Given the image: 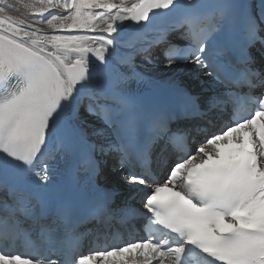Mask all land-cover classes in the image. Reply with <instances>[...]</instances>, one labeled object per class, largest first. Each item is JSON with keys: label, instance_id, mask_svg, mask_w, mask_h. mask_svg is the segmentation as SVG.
Instances as JSON below:
<instances>
[{"label": "snow or ice", "instance_id": "obj_1", "mask_svg": "<svg viewBox=\"0 0 264 264\" xmlns=\"http://www.w3.org/2000/svg\"><path fill=\"white\" fill-rule=\"evenodd\" d=\"M20 2L35 12L20 13L8 0L0 6V264H69L52 259L55 252L28 257L4 245L31 238V220L39 226L38 240L60 241L74 254L73 221L81 212L108 211L98 182L86 199L76 191L53 195L48 181L56 157L70 162L74 189L81 172L98 178L107 159L115 158L124 179L145 189L143 211L161 234L80 254L71 264L101 258L109 264H185L192 252L205 264H264V0L255 15L246 0L217 3L206 28L191 13L178 17L174 27L189 26L178 37L188 47L164 48L165 66L190 63L229 91L201 98L177 87L166 108L129 88L121 65L142 75L131 57L112 60L118 42L112 34L125 22L150 24L158 12L178 9V0H137L130 7L124 0ZM41 22L52 34L37 27ZM165 41L161 35L136 54L151 62V49ZM241 86L260 90L256 109L185 151L181 133L198 128L196 117L208 116ZM181 117L183 126L173 131L170 123ZM170 142L183 155L153 180V155L166 152Z\"/></svg>", "mask_w": 264, "mask_h": 264}, {"label": "bare ground", "instance_id": "obj_2", "mask_svg": "<svg viewBox=\"0 0 264 264\" xmlns=\"http://www.w3.org/2000/svg\"><path fill=\"white\" fill-rule=\"evenodd\" d=\"M4 1L0 0V6L3 5ZM115 2L119 3L120 0H115ZM137 2V0H124L125 6L130 7L132 3ZM14 7V6H13ZM17 8V7H14ZM20 13L24 14H31L33 12L31 11H25L23 9H20ZM20 13L17 12H11V15H19ZM20 18L23 19L25 18L24 15H20ZM39 17H37L38 19ZM50 18V17H49ZM29 23L33 22L32 20L28 21ZM37 27L41 28L44 30V33L46 34H52L53 30L48 29L46 24L41 22L40 24L37 25ZM138 32L134 29L133 24L129 22H125L116 33H113L112 35L115 36L117 39H125V38H130V46L132 47L129 49L130 51H134L137 45L142 41V38L145 37L147 34H137ZM117 47V46H115ZM115 52V51H114ZM167 63L165 62H157L156 65H154V69L151 67L147 68H140L143 73L146 75L152 77L154 84H161V85H170V84H175V85H180V86H186L185 85V80H184V75H187V77H190L192 80V85L193 81L195 80L196 82L199 79H195L192 73H190L189 70V65L188 64H173L171 67H166ZM160 65V66H159ZM206 86H203L200 88V92H203ZM119 175H113L110 177V181L114 183H119L118 180Z\"/></svg>", "mask_w": 264, "mask_h": 264}, {"label": "rangeland", "instance_id": "obj_3", "mask_svg": "<svg viewBox=\"0 0 264 264\" xmlns=\"http://www.w3.org/2000/svg\"><path fill=\"white\" fill-rule=\"evenodd\" d=\"M1 1H4V0H1ZM8 3L10 4V5H12V6H14V7H17V8H20V9H23V10H25V11H31V12H35V9L34 8H32V9H27V8H25L24 7V5H23V3H21L20 2V0H8ZM160 66V65H159ZM152 69H154V67L152 66L151 67ZM184 77V76H183ZM190 78V77H189ZM188 77L186 78V77H184V80H185V84L186 83H191V85H192V82H190V79H189Z\"/></svg>", "mask_w": 264, "mask_h": 264}]
</instances>
